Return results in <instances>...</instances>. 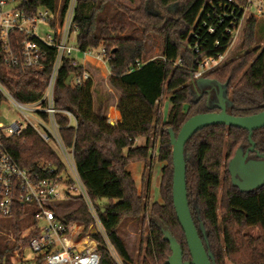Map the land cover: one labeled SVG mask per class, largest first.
Listing matches in <instances>:
<instances>
[{"label":"trees","instance_id":"obj_1","mask_svg":"<svg viewBox=\"0 0 264 264\" xmlns=\"http://www.w3.org/2000/svg\"><path fill=\"white\" fill-rule=\"evenodd\" d=\"M57 1L38 0L36 4L54 8ZM68 1H63V8ZM149 2L164 13H150ZM174 4L175 9L171 11L170 6ZM112 5L124 12L132 24L128 33L124 22L104 15ZM231 6L235 4L229 0H140L137 7L130 8L117 0H77L76 44L82 52L105 49L110 58V84L120 94L121 122L111 123L103 102L96 104L92 79L67 84L70 76H81L84 68L74 58H66L58 73L55 101L57 108L74 114L77 124H69V119L60 114V133L66 146L74 148L77 169L90 199L106 200L99 207V216L113 248L126 264H166L171 249L163 230L177 239L184 260L191 259L172 199L174 170L169 130L177 135L190 117L219 111L208 108V95L200 94L193 71L198 61L224 54L232 45L234 34L227 32L230 19L225 18L222 24L218 22L225 11L230 12ZM238 15L236 12L235 16ZM259 21L248 18L240 52L204 75L214 82L227 84L228 112L234 116H250L264 110V46L258 45ZM207 26L215 27V32L210 33ZM151 35L162 38V51L157 57L148 56ZM195 44L199 52L193 50ZM54 57L55 51L51 48L47 61L52 64ZM50 70V67L7 69L0 60V81L19 101L32 103L42 98ZM165 91L171 107L162 121L161 98ZM155 136L159 140L156 159L164 163L159 191L162 202L148 203L139 194L128 167L131 163L148 165L152 161ZM139 137L147 139L144 146H135ZM252 139L255 149L264 153V127L255 130ZM6 144L23 168L37 169L40 164L50 163L59 170L64 169L58 153L31 127L25 128L21 135L8 138ZM249 145L248 131L212 125L196 132L185 146L191 214L196 226L203 223L205 227L208 242L205 246L213 253L215 264H264V185L241 192L233 185L228 170L237 149L245 150ZM141 214L144 222L148 219V242L144 254L140 253L135 261L128 252L120 226L125 219H137ZM25 220L18 211L8 219L17 239L22 228L28 230L27 237L22 239L28 246L36 230L34 222L27 225ZM70 220L85 229L93 222L82 202L63 217L64 222ZM253 230H258V234ZM16 249L17 244L0 242V264H12ZM99 250L102 252L100 264H116L102 239ZM36 264L44 262L39 258Z\"/></svg>","mask_w":264,"mask_h":264},{"label":"built area","instance_id":"obj_2","mask_svg":"<svg viewBox=\"0 0 264 264\" xmlns=\"http://www.w3.org/2000/svg\"><path fill=\"white\" fill-rule=\"evenodd\" d=\"M37 1L0 0V60L3 65L7 69H51L42 98L32 103L19 101L0 81V108L8 105L26 122L23 124L17 120L10 126L0 122V219H10L18 211L28 220L27 225L34 222L36 234L29 246L44 264H100V239L106 243L116 264H126L105 232L99 216V201L90 199L80 177L74 148L66 146L60 133L59 115L64 114L69 124H77L76 117L69 110L57 108L55 101L56 82L64 59L73 58V52L90 55L94 49L82 52L76 44L79 31L74 22L77 0H69L65 8L64 0H58L54 8L47 4L37 5ZM229 1L235 6H231L230 12L225 11L218 22L222 24L225 18L230 19L227 32L234 34V38L248 18L264 21V0ZM236 12L238 16H235ZM40 23L48 24L51 29L44 38L37 34ZM207 28L210 33L216 30L213 26ZM51 48L55 51L52 64L47 61ZM193 50L199 52L198 44ZM96 55L108 64L110 58L104 48ZM227 58L228 51L203 58L197 62L193 78L204 77ZM89 79L91 74L84 70L72 82L81 84ZM27 127L33 128L47 143L58 147L63 170L50 163L40 164L37 169L23 168L18 164L6 140L21 135ZM71 198H78L87 206L93 218L87 229L73 220L64 222L66 214L58 212L59 205Z\"/></svg>","mask_w":264,"mask_h":264},{"label":"water","instance_id":"obj_3","mask_svg":"<svg viewBox=\"0 0 264 264\" xmlns=\"http://www.w3.org/2000/svg\"><path fill=\"white\" fill-rule=\"evenodd\" d=\"M172 7H175V4L170 6ZM72 79L73 76L67 79L68 85ZM194 80L201 90L200 94L208 95V108H217L219 111L202 112L190 117L177 135L169 130L174 170L172 199L177 218L185 233L191 259L184 260L183 250L177 239L168 230H163L164 239L169 242L171 249L166 264H215L213 253L206 248L208 242L205 227L203 223L196 226L188 202L185 146L196 132L212 125H226L248 131L250 145L245 150L242 147L237 149L228 163V170L233 185L241 192H250L264 185V153L256 151L252 139L253 132L264 127V110L250 116H234L228 112L230 102L226 93L227 84L222 85L204 77ZM213 93L214 100L211 99ZM254 152L256 157L249 158V154Z\"/></svg>","mask_w":264,"mask_h":264},{"label":"rangeland","instance_id":"obj_4","mask_svg":"<svg viewBox=\"0 0 264 264\" xmlns=\"http://www.w3.org/2000/svg\"><path fill=\"white\" fill-rule=\"evenodd\" d=\"M121 2L122 4L130 7L135 8L139 5L140 0H117ZM175 7L170 8L171 11H173ZM148 11L150 13L154 14H163V10L158 7L155 3L149 2L148 3ZM104 15L107 17H114V19L118 20L119 22L122 21L126 24L127 27V33L133 28L130 21L127 19V16L124 12L118 10L113 5L104 12ZM246 21L242 24V26L239 28V31L234 38V41L232 45L230 46L228 50V57L232 55H237L240 52V45L242 43V40L244 38V30H245ZM51 33V29L46 23H40L38 26L37 34L39 37L44 38L46 34ZM257 35H258V45L263 47L264 46V22L263 20L259 21V24L257 26ZM162 38L157 35H151L148 39V56L149 57H157L161 54L162 51ZM101 51V48L94 49L92 54L96 55ZM83 55V53H80ZM79 55V52H73L72 57L74 59H79V61H82V57ZM109 78L107 75V72L105 71V74H99L95 76V90L98 88V93L101 94H108V87L107 84H109ZM96 94V95H97ZM96 97V96H95ZM161 112L164 119H166L168 115V111L171 107V102L169 99V94L165 91L163 94V97L161 99ZM20 120L23 124L26 122L16 114V112L9 107L8 105H2L0 108V122L3 124L10 126L15 121ZM50 145L54 148V150L59 154V149L54 143H50ZM157 164V163H156ZM164 165V163H161V165ZM150 166V176L151 171L155 166ZM159 173V170H158ZM152 174L155 175V171L152 172ZM157 174V172H156ZM162 174V173H161ZM157 176V175H156ZM155 177V176H154ZM145 201L148 203H152L154 201H158L160 198V202H162L160 193H159V187L156 186L155 192L152 193L151 196H144ZM80 202H82L78 198H71L68 200H65L62 202V204L58 207V212L60 214H68L72 209L77 208L80 205ZM106 203V200H102L99 202L100 206H104ZM26 223H28V220H25ZM21 227H24V225H21ZM22 234L20 235V238L17 239L16 234L14 233V230L11 226V223L8 221V219H0V242L3 244L8 245H14L17 244V249L14 252V255L12 256V264H36V261L39 258V254L35 253L30 246H25L24 241H22L23 238H26L28 235V230L22 228ZM120 231L122 233L123 238L126 242V247L128 249L129 254L132 258L136 261L139 254L141 253V256L145 252V248L148 242V219L144 222L142 214L137 218H127L123 221V223L120 226ZM253 233L256 235L258 234V230H253ZM136 264H141L136 263Z\"/></svg>","mask_w":264,"mask_h":264},{"label":"crops","instance_id":"obj_5","mask_svg":"<svg viewBox=\"0 0 264 264\" xmlns=\"http://www.w3.org/2000/svg\"><path fill=\"white\" fill-rule=\"evenodd\" d=\"M79 55L81 54L79 53ZM81 57H82V61H79V59H75V60H77L78 63L83 66L84 70L88 71L91 74V79L93 81V94H94L96 104H98L99 102H103L104 106L106 107V114H107L108 120L113 124L120 123L121 115L118 110L120 94L111 86L110 78H109V84H107L108 94H104V93L97 94L98 88H96L97 90L94 91L96 87L95 81H94L95 76L99 74H105V71H106L108 77H110V70H109L108 64L104 62L102 59L98 58L97 55H93V54L86 55V56L81 55ZM161 120L162 121L165 120L162 116V112H161ZM153 141H154V144L152 148V161L148 165L145 162H135V163H131L128 167L129 171L131 172L136 182L139 194H142L143 196H146V195L151 196L152 193L155 192L156 186L159 187V191H160V182H161V177H162L161 168L163 164L161 165V163L158 162L156 159V156L158 153V144H159L158 137L155 136ZM146 142H147V139L145 137H139L135 142V146L137 147L144 146ZM152 165L155 166V169L154 168L152 169L151 176H150V166ZM158 170H159V173H158ZM154 171H155V175L152 174V172ZM156 202H160V198Z\"/></svg>","mask_w":264,"mask_h":264},{"label":"flooded vegetation","instance_id":"obj_6","mask_svg":"<svg viewBox=\"0 0 264 264\" xmlns=\"http://www.w3.org/2000/svg\"><path fill=\"white\" fill-rule=\"evenodd\" d=\"M212 97H211V99L212 100H214L215 99V96H214V93L211 95ZM257 151V150H256ZM253 154V155H252ZM256 157V152H254V153H250L249 154V158H255Z\"/></svg>","mask_w":264,"mask_h":264}]
</instances>
